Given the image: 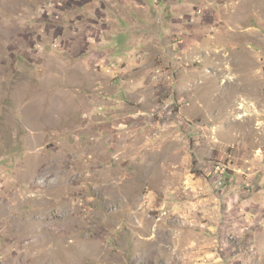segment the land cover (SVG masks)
<instances>
[{"label":"rangeland","instance_id":"1","mask_svg":"<svg viewBox=\"0 0 264 264\" xmlns=\"http://www.w3.org/2000/svg\"><path fill=\"white\" fill-rule=\"evenodd\" d=\"M181 7L44 132L39 62L0 43V264H264V0Z\"/></svg>","mask_w":264,"mask_h":264},{"label":"crops","instance_id":"2","mask_svg":"<svg viewBox=\"0 0 264 264\" xmlns=\"http://www.w3.org/2000/svg\"><path fill=\"white\" fill-rule=\"evenodd\" d=\"M153 2L161 4L154 6L149 0H0V43L9 49L26 48L39 62L28 68L39 75V84L20 109L24 125L36 124L32 130L44 132L51 124L76 123L79 113L92 116L103 101L96 92L111 91L112 70L131 55L141 58L146 51L150 35L144 32L145 24L171 21L172 27L176 9L181 17L186 15L181 10L183 0ZM155 29L153 24L151 31ZM121 34L130 37L125 45L117 40Z\"/></svg>","mask_w":264,"mask_h":264},{"label":"built area","instance_id":"3","mask_svg":"<svg viewBox=\"0 0 264 264\" xmlns=\"http://www.w3.org/2000/svg\"><path fill=\"white\" fill-rule=\"evenodd\" d=\"M200 11V10H199Z\"/></svg>","mask_w":264,"mask_h":264}]
</instances>
